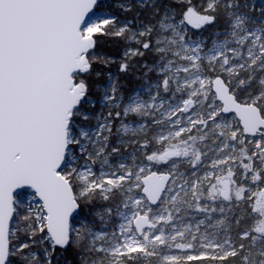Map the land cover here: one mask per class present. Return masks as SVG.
Masks as SVG:
<instances>
[{
  "label": "snow or ice",
  "instance_id": "1",
  "mask_svg": "<svg viewBox=\"0 0 264 264\" xmlns=\"http://www.w3.org/2000/svg\"><path fill=\"white\" fill-rule=\"evenodd\" d=\"M194 262L264 264V0H0V264Z\"/></svg>",
  "mask_w": 264,
  "mask_h": 264
},
{
  "label": "trees",
  "instance_id": "2",
  "mask_svg": "<svg viewBox=\"0 0 264 264\" xmlns=\"http://www.w3.org/2000/svg\"><path fill=\"white\" fill-rule=\"evenodd\" d=\"M137 11H139V9L134 8V10L132 12L124 13L125 14L124 18L125 17L131 18V19L134 18ZM142 18H144V17H142ZM98 39H99V44H98L97 51L104 53L105 55H107L108 52H112L113 54H116V56H117V55H119V53H121L124 50L125 47H127V46H124V42H122L118 39H115V38L110 39V38H105V37H99ZM134 46L135 45H133V47ZM140 59L141 58L138 57L137 62H139ZM143 59H146V60H148L149 63H151L153 61L154 57H152L151 54H148ZM117 64H119V63L116 62V64H114L112 66L111 70L117 71ZM141 83H142L141 81H138L135 78L127 79L126 80L127 91H131L133 88L140 86ZM198 263H200V262H194V264H198Z\"/></svg>",
  "mask_w": 264,
  "mask_h": 264
},
{
  "label": "rangeland",
  "instance_id": "3",
  "mask_svg": "<svg viewBox=\"0 0 264 264\" xmlns=\"http://www.w3.org/2000/svg\"><path fill=\"white\" fill-rule=\"evenodd\" d=\"M119 2V0H113V3L115 4V3H118ZM131 2L133 3V4H135V0H131ZM140 11V10H139ZM115 12H116V14L120 17V18H124V16H125V14H124V12H121L120 11V9L119 8H116L115 9ZM145 18V17H144ZM128 19H131V18H128ZM124 46H128V45H126L125 43H124ZM126 48V47H125ZM125 48H124V50H125ZM124 50L121 52V53H119V55H117L116 56V54H113L112 52H108V54H107V56H111V57H113L115 60H116V62L117 63H120L121 62V59H122V56H123V53H124ZM112 72H116L115 70H111ZM139 87V86H138ZM96 206H99L98 204L96 205ZM201 263V262H200ZM200 263H198V264H200ZM204 264H210V262H204Z\"/></svg>",
  "mask_w": 264,
  "mask_h": 264
}]
</instances>
